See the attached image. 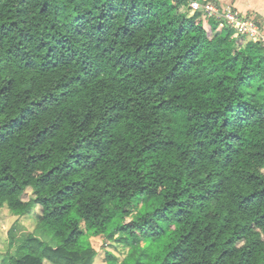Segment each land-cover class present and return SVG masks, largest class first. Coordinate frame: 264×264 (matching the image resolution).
I'll use <instances>...</instances> for the list:
<instances>
[{"label":"trees","instance_id":"16d2710c","mask_svg":"<svg viewBox=\"0 0 264 264\" xmlns=\"http://www.w3.org/2000/svg\"><path fill=\"white\" fill-rule=\"evenodd\" d=\"M190 3L0 0L12 264H264V43Z\"/></svg>","mask_w":264,"mask_h":264},{"label":"rangeland","instance_id":"374dc122","mask_svg":"<svg viewBox=\"0 0 264 264\" xmlns=\"http://www.w3.org/2000/svg\"><path fill=\"white\" fill-rule=\"evenodd\" d=\"M191 1L201 2L204 0ZM207 3L220 9L225 8L216 0H208ZM190 8L191 13L195 11L191 3ZM244 37L246 40L251 39L246 35ZM29 194L30 190L24 197L28 198ZM12 215L14 214L7 206H4L0 211V264H12L11 259L18 257L21 254L19 249L20 245L24 242L26 237H28L29 233H35V236L42 241L55 245V242L50 235H48L43 229L37 227L38 220L35 209H32L29 213L23 216H17V218L14 217V219L12 218ZM90 241L96 250L93 264H105L107 252L113 253L119 258V260L123 259L127 253V246L116 239H109L105 235L91 236Z\"/></svg>","mask_w":264,"mask_h":264},{"label":"built area","instance_id":"2783aa9c","mask_svg":"<svg viewBox=\"0 0 264 264\" xmlns=\"http://www.w3.org/2000/svg\"><path fill=\"white\" fill-rule=\"evenodd\" d=\"M194 10L205 8L208 15L216 17H223L228 24L236 30V34L246 35L254 41H262L264 43V34L256 23L247 19L246 17L235 13L231 9H220L214 5H202L200 1H191Z\"/></svg>","mask_w":264,"mask_h":264},{"label":"crops","instance_id":"0c3cea01","mask_svg":"<svg viewBox=\"0 0 264 264\" xmlns=\"http://www.w3.org/2000/svg\"><path fill=\"white\" fill-rule=\"evenodd\" d=\"M221 6L250 19L264 34V0H216ZM17 216L12 215V218ZM15 218V219H16Z\"/></svg>","mask_w":264,"mask_h":264},{"label":"clouds","instance_id":"9594fccd","mask_svg":"<svg viewBox=\"0 0 264 264\" xmlns=\"http://www.w3.org/2000/svg\"><path fill=\"white\" fill-rule=\"evenodd\" d=\"M261 172H264V168L261 169Z\"/></svg>","mask_w":264,"mask_h":264}]
</instances>
